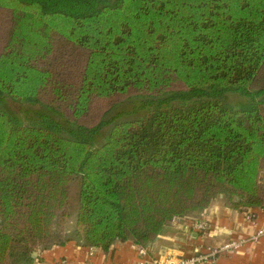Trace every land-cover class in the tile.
Masks as SVG:
<instances>
[{"label":"trees","instance_id":"1","mask_svg":"<svg viewBox=\"0 0 264 264\" xmlns=\"http://www.w3.org/2000/svg\"><path fill=\"white\" fill-rule=\"evenodd\" d=\"M220 197L264 209V0H0V264L146 249Z\"/></svg>","mask_w":264,"mask_h":264},{"label":"crops","instance_id":"2","mask_svg":"<svg viewBox=\"0 0 264 264\" xmlns=\"http://www.w3.org/2000/svg\"><path fill=\"white\" fill-rule=\"evenodd\" d=\"M250 213H254L252 220L247 218ZM196 220L210 224L209 235L202 236L192 227ZM261 229H264V209L236 210L220 197L195 217L171 222L147 246L145 256L140 254V247L132 243H116L105 253L84 245L82 241H71L65 246L43 251L41 264H153L156 260L191 257L234 240L243 241L237 253L219 255L215 262L206 264H264V236L252 240Z\"/></svg>","mask_w":264,"mask_h":264},{"label":"built area","instance_id":"3","mask_svg":"<svg viewBox=\"0 0 264 264\" xmlns=\"http://www.w3.org/2000/svg\"><path fill=\"white\" fill-rule=\"evenodd\" d=\"M252 214H248L247 218L249 220L253 219ZM181 219L174 220V222L179 221ZM192 227L199 232L202 236L209 235L210 232V224L205 220H196L193 222ZM264 236V229H261L257 232L255 236L252 237V240L256 241L260 237ZM243 245V241H231L223 244L218 248H208L205 252L200 254H196L187 258H179V259H165V260H156L153 264H206L209 262H215L216 258L219 255H233L237 253ZM93 249V248H92ZM140 254L145 256L147 254L146 249H139ZM92 255V253H91ZM144 264V263H142Z\"/></svg>","mask_w":264,"mask_h":264},{"label":"rangeland","instance_id":"4","mask_svg":"<svg viewBox=\"0 0 264 264\" xmlns=\"http://www.w3.org/2000/svg\"><path fill=\"white\" fill-rule=\"evenodd\" d=\"M228 102H230L232 105H235L237 102H243V98H241L240 96L231 94L228 97ZM104 104H98L97 106H95L94 112H100L102 110V108H104ZM140 107V102L139 99H132L130 101H127L126 103H124L123 105L120 106V111L123 112H127V113H133V115L131 116V118H136V117H141L145 114V111L139 110ZM40 107H30L31 110H40ZM12 111H15L14 109H12ZM137 111V112H136ZM108 133V130L104 133V136ZM102 139L99 140V142H101ZM75 188H73V192L75 191ZM76 197V198H75ZM78 196L77 195H73L72 197V207L73 209L71 210V215L68 217V219L66 220V234L68 236H73V232L76 229L77 226V208H74V206H76V200H77ZM78 204V202H77Z\"/></svg>","mask_w":264,"mask_h":264}]
</instances>
